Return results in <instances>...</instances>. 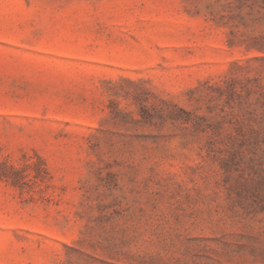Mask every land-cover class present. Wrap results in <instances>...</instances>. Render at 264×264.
I'll return each instance as SVG.
<instances>
[{"label": "rangeland", "instance_id": "1", "mask_svg": "<svg viewBox=\"0 0 264 264\" xmlns=\"http://www.w3.org/2000/svg\"><path fill=\"white\" fill-rule=\"evenodd\" d=\"M0 264H264V0H0Z\"/></svg>", "mask_w": 264, "mask_h": 264}]
</instances>
